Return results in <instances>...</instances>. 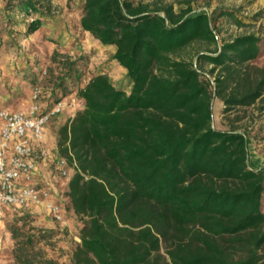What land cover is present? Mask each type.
I'll use <instances>...</instances> for the list:
<instances>
[{
    "label": "trees",
    "instance_id": "obj_1",
    "mask_svg": "<svg viewBox=\"0 0 264 264\" xmlns=\"http://www.w3.org/2000/svg\"><path fill=\"white\" fill-rule=\"evenodd\" d=\"M8 1L30 17L25 35L39 29L36 0ZM181 3L83 0L80 27L115 47L128 92L104 72L75 89L77 50L53 49L44 68L46 108L71 92L84 103L56 143L73 167L68 206L82 220L70 264H264V170L249 167L245 133L216 129L212 115L214 97L223 112L264 100V67L249 64L264 43L243 34L218 45L211 15ZM196 43L205 51L194 61L182 52ZM33 72L22 74L30 90ZM35 218L10 217L13 264H58L53 234Z\"/></svg>",
    "mask_w": 264,
    "mask_h": 264
},
{
    "label": "rangeland",
    "instance_id": "obj_2",
    "mask_svg": "<svg viewBox=\"0 0 264 264\" xmlns=\"http://www.w3.org/2000/svg\"><path fill=\"white\" fill-rule=\"evenodd\" d=\"M36 1L38 2L37 7L44 11L45 14L54 15L60 12V8L57 5L51 4L50 0ZM181 1L165 0V2L173 3L175 11L185 7V4L181 3ZM8 2L7 6L9 8H7L11 13L8 14L10 18L7 19V22L9 24H15L19 22L21 15L16 16L17 12L13 11L12 7H10L13 4L9 5ZM190 3L194 12L206 11L211 15L214 21L215 31L218 35V45H221L224 40L228 41L243 34H254L264 43V0H190ZM67 5L72 16L77 17L79 9L81 8V1L68 0ZM46 7H49V9L47 10ZM219 10H223L224 13L218 14ZM22 17L26 18L24 16ZM233 17H236L242 25L236 24L233 21ZM91 41H94L92 37ZM17 45L15 41L8 42L7 50ZM73 47V51H79L84 57L78 63V67L81 69V78L75 82V89L85 85L91 75L104 72L108 74L109 79L116 87L127 92L130 90L131 81L126 74V70L114 63L110 50L102 47L99 48L87 40H83L82 42L80 41V36L76 38V41L74 40ZM196 51L204 52L205 45L196 43L186 48L182 54L185 57L194 58ZM193 60L195 61V58ZM35 62L37 63L39 60ZM249 64L264 67V51L257 58L249 61ZM210 67L211 65H204L205 70L210 69ZM44 68L38 71L33 70L36 72H33L34 75H31L34 77L32 79L43 90L44 95H49L50 89L44 78ZM2 70L0 69V77H3L4 83L0 84V94L3 90L13 96L0 109L7 108L8 106L11 109H21L27 104V100L29 101L31 95L30 87L33 82L30 78L16 81L11 77L16 71L9 74H2ZM211 79L213 80L212 77ZM72 93L74 92L70 94ZM20 96H24V98H19ZM63 100L64 102L68 101L65 98ZM263 105L264 100L256 101L249 106H234L223 112L224 104L216 97L212 99L213 126L219 130H226L230 127L237 128L239 131L245 133L249 167L252 169L256 167L262 170H264V110L261 109ZM56 139H58V130ZM63 208L64 221L62 223L52 221L41 212L36 213L37 218L33 219V221L37 227L52 232V244L54 246L51 247L50 253L53 257L57 258L58 264H70L68 256L75 244L79 241L77 235L82 227V220L69 208L68 203L63 202ZM262 210L264 212V194L262 196ZM10 222V217L0 219V251L1 253L4 252L8 246V251L11 255L13 241L10 239L7 229Z\"/></svg>",
    "mask_w": 264,
    "mask_h": 264
},
{
    "label": "crops",
    "instance_id": "obj_3",
    "mask_svg": "<svg viewBox=\"0 0 264 264\" xmlns=\"http://www.w3.org/2000/svg\"><path fill=\"white\" fill-rule=\"evenodd\" d=\"M81 1V6L83 0ZM8 0H0V69L2 74H9L15 72L11 77L12 79L19 81L22 80V74L28 70H39L47 65L51 64L50 54L53 49L59 48L65 51L73 52V42L80 36V41L87 40L97 47H102L110 50L111 54L114 53L115 47L113 45H102L98 41H91V35L83 31L80 27L81 8L76 16H72L68 9V0H50L51 4L57 5L60 8L58 14H45L44 12H37L35 17L41 19V25L38 30L30 35H25V29L30 21V17L22 16L19 22L9 24L7 22L8 14L11 13L7 8ZM15 14V13H14ZM16 16H18L16 14ZM29 17V19H28ZM15 41L17 46L7 50V43ZM39 62H35L38 61ZM35 62V63H34ZM4 83L3 77H0V84ZM13 96L7 91H1L0 94V107L4 105L10 97ZM19 98H24L20 96ZM75 98V101H74ZM68 101L65 102V106L62 113L52 119L45 127V137L42 143L36 144L34 142L36 152L38 153L37 163L38 170L34 177L37 183L49 184L56 192L57 196L63 202L68 203V198L65 195L68 180L72 175L66 178H58L54 175V160L57 155V130L60 125L66 123L73 117L75 111L82 108L84 103L76 93H72L65 97ZM70 102V103H69ZM30 103L27 100V104L21 109L9 108L11 110H25ZM46 151L47 155L41 157L40 150ZM258 169V168H253ZM5 217H11L10 214H6ZM4 217V218H5ZM65 224V223H64ZM7 249L1 253L0 251V264H13L12 257Z\"/></svg>",
    "mask_w": 264,
    "mask_h": 264
},
{
    "label": "built area",
    "instance_id": "obj_4",
    "mask_svg": "<svg viewBox=\"0 0 264 264\" xmlns=\"http://www.w3.org/2000/svg\"><path fill=\"white\" fill-rule=\"evenodd\" d=\"M45 74V71H43ZM65 106L63 99L49 108L41 103V89L31 90L25 110L0 109V219L22 213H43L54 222L64 221V208L57 192L46 183H37L38 163L35 146L45 137V127L57 118ZM41 157L47 155L40 150ZM54 175L66 178L73 172L58 153L54 160Z\"/></svg>",
    "mask_w": 264,
    "mask_h": 264
}]
</instances>
